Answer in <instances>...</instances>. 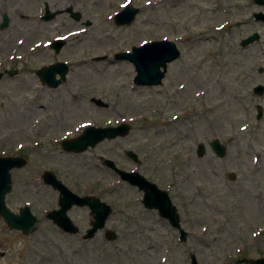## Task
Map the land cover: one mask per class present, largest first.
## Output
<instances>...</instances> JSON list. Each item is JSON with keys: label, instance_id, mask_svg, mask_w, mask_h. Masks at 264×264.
<instances>
[{"label": "rangeland", "instance_id": "1", "mask_svg": "<svg viewBox=\"0 0 264 264\" xmlns=\"http://www.w3.org/2000/svg\"><path fill=\"white\" fill-rule=\"evenodd\" d=\"M125 3L138 11L130 23L116 26L112 15ZM44 4L58 11L51 19H40ZM253 11L264 12V5L0 0V20L3 13L8 19L0 29V154L20 152L27 159L11 170L5 203L13 212L27 205L38 222L22 234L0 218V264H190L191 254L197 264H245L235 260L264 257V93H251L256 82L264 83L256 71L264 63V23L253 21ZM252 32L257 40L241 47L239 41ZM56 37L66 40L57 53L48 46ZM161 38L175 43L178 57L166 64L160 84H134L132 64L114 53ZM55 61L66 62L67 70L56 86H47L36 73ZM254 103L263 107L258 119ZM119 122L129 126L122 137L75 153L59 145L86 125ZM213 139L225 146L220 158L211 152ZM101 158L151 182L168 176L175 199L178 192L183 203L188 200L196 236L180 240L165 222L154 220L152 209L141 203L142 192ZM46 169L73 193L110 205L104 227L92 237L82 238L91 219L85 206L67 211L76 233L46 217L58 196L41 181ZM227 172L234 178L227 179ZM106 229L114 239L105 236Z\"/></svg>", "mask_w": 264, "mask_h": 264}, {"label": "water", "instance_id": "2", "mask_svg": "<svg viewBox=\"0 0 264 264\" xmlns=\"http://www.w3.org/2000/svg\"><path fill=\"white\" fill-rule=\"evenodd\" d=\"M257 4H264V0H254ZM45 13L41 19H51L58 11L50 12L48 7L44 4ZM138 9L129 4H125L123 8L113 15V23L117 25L128 24L133 19ZM68 14L74 20L78 19V14L71 9H67ZM257 19L264 20V13L258 12L254 14ZM7 16L3 13L0 21V29L7 26ZM88 23V21H87ZM86 23V24H87ZM256 33H253L240 41L241 46H245L251 40L256 39ZM63 39H55L50 43V48L57 53L63 45ZM179 50L175 43L168 39L150 40L130 47L129 51H121L115 53L116 59H123L130 62L134 68V76L132 82L136 85L152 86L161 83V78L164 76L166 64L178 57ZM67 67L64 62H55L37 71L39 80L47 86H56L64 79ZM58 75V78L55 77ZM1 76V73H0ZM263 85H256L253 91L261 93ZM261 116V109H256L255 118ZM128 124L121 123L114 126H85L82 131L72 138L62 139L60 147L64 151L80 152L88 147H92L100 141L112 139L115 137H122L128 132ZM210 148L218 155L223 156L225 146L217 139H213L209 143ZM203 152L202 145L197 146V155ZM124 154L133 162L137 163L138 158L130 150H124ZM101 163L113 170L120 180L135 186L142 192L141 203L147 209L155 208L158 214L162 217H167L173 226H178V216L174 212V207L171 205L168 196L163 190L158 189L151 181L146 179L136 170H123L114 164V161L108 158H101ZM23 164L21 159L17 157H3L0 158V217L9 229L19 230L22 234H28L36 229L38 224L36 217L30 213L28 207H20L17 213L11 212L4 203V196L10 189V177L8 170L12 167H18ZM43 181L46 185H50L58 192L57 208L47 212L46 217L50 219L58 228L67 233H76L77 227L72 223L67 216V211L74 206H85L89 210L90 221L89 227L85 230L82 238H90L96 230L102 229L105 220L109 215L111 208L105 202L99 200L93 195L79 196L70 191L59 179H57L52 172L45 170L42 174ZM184 232L180 231L179 239H184ZM105 236L108 239H114L113 231L106 229ZM247 264H264V257L255 259L242 258L236 263ZM190 264H197L196 259L191 254Z\"/></svg>", "mask_w": 264, "mask_h": 264}, {"label": "flooded vegetation", "instance_id": "3", "mask_svg": "<svg viewBox=\"0 0 264 264\" xmlns=\"http://www.w3.org/2000/svg\"><path fill=\"white\" fill-rule=\"evenodd\" d=\"M253 1V3H255L254 2V0H252ZM255 4H257V3H255ZM257 5H264V4H257ZM258 12H261V11H253V12H251V18L253 19V21H260V22H262V23H264V20H261V19H257V18H255L254 17V14L255 13H258ZM262 13H264V12H262ZM235 24H238V23H235ZM253 33H256V32H252L251 34H253ZM250 34V35H251ZM257 35V34H256ZM258 38V37H257ZM257 38L255 39V40H257ZM241 41V40H240ZM240 41H239V44H240ZM242 47V46H241ZM263 68H264V63H263ZM261 66H259V67H257V69H256V71H257V73H258V75H264V69H263ZM11 73V71H8V73ZM37 74V73H36ZM256 85H263L264 86V83H260V81H258V82H256L252 87H251V93L252 94H255L257 97H260V96H262L263 95V93H264V88H263V90H262V92L259 94V93H256V92H254L253 91V88L256 86ZM254 109H255V113H256V109L258 108V107H260V109H261V116H262V111H263V107H262V105L260 104V103H254ZM254 116H255V114H254ZM260 116V117H261ZM211 152L213 153V155L216 157V158H220V157H222V156H218L212 149H211ZM196 153H197V150H196ZM3 157H17L18 159H21L22 161H23V164L21 165V166H18V167H12V168H10L9 170H8V173H9V177H10V172H11V170H13V169H18V168H21L23 165H25V163H26V156H24L23 155V153H20V152H18V153H16V152H10L9 154H0V158H3ZM46 170H48V169H46ZM45 170H43L42 171V173H41V181H42V183L43 184H45L44 183V181H43V178H42V174H43V172H44ZM50 171V170H49ZM51 172V171H50ZM170 174H171V177L173 178L174 177V174H173V172H170ZM54 176L56 177V175L54 174ZM234 173H232V172H227L226 173V177H227V179H233L234 178ZM58 179V178H57ZM159 179L160 180H165L166 179V182H164V183H162V182H160L159 181ZM168 179V176H165V175H161L159 178H156V179H152V183L158 188V189H160V190H163L165 193H166V195L168 196V199H169V201H170V203H171V205L174 207V212L177 214V216H178V226L176 227V226H173L170 222H169V220H168V218L167 217H162V216H160L159 214H158V212H157V210L155 209V208H152V212L154 213V220H156V221H159V220H162L163 222H165L167 225H168V227L169 228H171L172 230H174L175 232H176V234L178 235V237L180 236V231H182V232H184L185 234V236H196V233H195V230L193 229V227L194 226H196V224L195 223H193L192 221H191V217H190V213H189V208H188V200L187 199H185V203H183L180 199V195H181V193H178V192H176V194H175V196H176V199H175V197L173 196V194L171 193V190H172V188L174 189V190H176V187H174L173 185H171L170 184V182L167 180ZM162 183V184H161ZM46 185V184H45ZM9 186H10V189H11V179H10V184H9ZM50 186V185H49ZM10 189H9V191L7 192V193H9L10 192ZM6 193V194H7ZM6 194H5V196H6ZM5 196H4V203H5ZM187 196H189V194H187ZM186 196V197H187ZM173 199H175V200H173ZM5 205H6V203H5ZM23 206H26V207H28L27 205H23ZM22 206V207H23ZM7 207V206H6ZM8 208V207H7ZM20 208V207H19ZM19 208L17 209V212H18V210H19ZM9 209V208H8ZM10 210V209H9ZM11 212H13L12 210H10ZM13 213H16V212H13ZM1 218V217H0ZM191 223V224H190ZM202 227V229H199V232L198 233H200V234H202L204 231H205V226H202V225H200V228ZM61 230V229H60ZM242 258H246V259H250V258H247V257H241V258H239V259H242ZM239 259H236V260H239ZM236 260H235V263H236ZM230 263V262H229ZM241 263H243V262H241ZM224 264H228V262L227 263H224ZM245 264H247V263H245Z\"/></svg>", "mask_w": 264, "mask_h": 264}]
</instances>
